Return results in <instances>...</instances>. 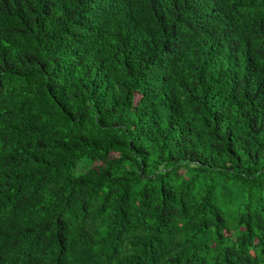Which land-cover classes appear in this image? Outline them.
<instances>
[{"label": "trees", "instance_id": "1", "mask_svg": "<svg viewBox=\"0 0 264 264\" xmlns=\"http://www.w3.org/2000/svg\"><path fill=\"white\" fill-rule=\"evenodd\" d=\"M0 264H264V0H0Z\"/></svg>", "mask_w": 264, "mask_h": 264}, {"label": "rangeland", "instance_id": "2", "mask_svg": "<svg viewBox=\"0 0 264 264\" xmlns=\"http://www.w3.org/2000/svg\"><path fill=\"white\" fill-rule=\"evenodd\" d=\"M79 173V172H78Z\"/></svg>", "mask_w": 264, "mask_h": 264}]
</instances>
